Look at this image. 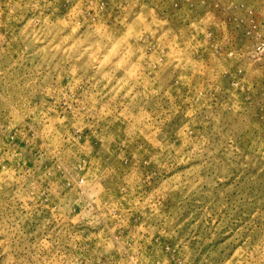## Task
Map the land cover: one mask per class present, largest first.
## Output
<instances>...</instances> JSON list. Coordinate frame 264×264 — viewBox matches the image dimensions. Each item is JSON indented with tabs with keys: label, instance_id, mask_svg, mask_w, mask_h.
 <instances>
[{
	"label": "rangeland",
	"instance_id": "374dc122",
	"mask_svg": "<svg viewBox=\"0 0 264 264\" xmlns=\"http://www.w3.org/2000/svg\"><path fill=\"white\" fill-rule=\"evenodd\" d=\"M0 264H264V0H0Z\"/></svg>",
	"mask_w": 264,
	"mask_h": 264
}]
</instances>
